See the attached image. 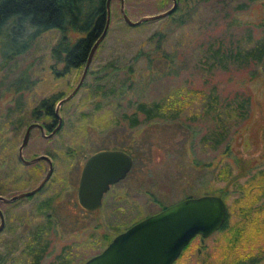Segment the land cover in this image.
I'll use <instances>...</instances> for the list:
<instances>
[{
  "label": "rangeland",
  "instance_id": "1",
  "mask_svg": "<svg viewBox=\"0 0 264 264\" xmlns=\"http://www.w3.org/2000/svg\"><path fill=\"white\" fill-rule=\"evenodd\" d=\"M171 6L124 0L132 21ZM60 39L56 30L44 32L26 54L0 63V195L29 191L46 172V163L25 166L16 153L32 112L44 100L54 107L81 78L84 66L64 70L52 58ZM262 47L264 0H179L173 15L137 27L125 25L120 1L111 0L109 27L84 83L58 111L63 127L48 140L32 130L24 150L26 158L51 155L56 181L0 204L7 213L0 264H84L131 225L205 195L223 198L226 227L193 239L175 264H264V57L250 56ZM21 76L27 89L15 93ZM154 104L162 118L144 121L138 108ZM108 146L132 153L133 168L114 188L115 203L108 196L82 215L67 206L60 179ZM48 197L49 209L42 205Z\"/></svg>",
  "mask_w": 264,
  "mask_h": 264
},
{
  "label": "water",
  "instance_id": "2",
  "mask_svg": "<svg viewBox=\"0 0 264 264\" xmlns=\"http://www.w3.org/2000/svg\"><path fill=\"white\" fill-rule=\"evenodd\" d=\"M119 1L121 18L128 27H137L143 23L166 18L176 11L178 4L177 0H170L172 6L168 10L132 21L124 11V0ZM110 2L111 0H105V26L90 49L78 84L66 98L56 104L54 115L58 126L55 132L62 122L58 114L59 108L83 85L94 52L106 35L110 23ZM36 126L38 125L31 124L26 128L18 148V158L25 166L45 160L49 169L35 189L10 198L0 195V203H10L34 195L41 190L52 174V164L46 156L41 155L30 161L23 158V149L28 143L30 131ZM38 127L42 129L41 126ZM131 166V158L121 151H104L89 157L82 169L78 186L80 205L88 211L96 210L109 185L122 180ZM225 220L226 206L221 197L212 195L188 197L135 223L114 237L99 254L89 258L84 264H174L193 238L210 237L221 229ZM3 229L4 218L0 210V233Z\"/></svg>",
  "mask_w": 264,
  "mask_h": 264
},
{
  "label": "trees",
  "instance_id": "3",
  "mask_svg": "<svg viewBox=\"0 0 264 264\" xmlns=\"http://www.w3.org/2000/svg\"><path fill=\"white\" fill-rule=\"evenodd\" d=\"M105 11V0H0L1 67H7L26 54L32 48L36 38L50 30H56L61 35L60 41L51 50L54 61L63 64L66 70L83 67L90 49L105 26ZM176 11H178V4ZM72 35L76 37L71 39L70 37H74ZM250 54L253 56L251 58L257 62L263 60L264 47ZM25 79L24 76L19 77L17 80L19 83L13 90L15 93L27 89ZM47 101H42L40 106L32 112L36 121L53 115L52 103L55 101H50V104ZM39 108H44L46 112L43 115L36 113L35 111ZM138 112L144 115V121L162 118L163 114L159 104H154L148 109L141 105ZM218 136L220 137L221 134L219 133ZM214 140L215 145H218L220 139L216 137ZM3 142H5L4 138L0 137V152L4 150ZM226 221L227 214L221 229L226 227Z\"/></svg>",
  "mask_w": 264,
  "mask_h": 264
},
{
  "label": "flooded vegetation",
  "instance_id": "4",
  "mask_svg": "<svg viewBox=\"0 0 264 264\" xmlns=\"http://www.w3.org/2000/svg\"><path fill=\"white\" fill-rule=\"evenodd\" d=\"M56 63H58V62H56ZM63 65V64H62ZM64 70H66L65 68H64ZM67 70H70V69H67ZM82 87V86H81ZM60 100H62V99H60ZM59 100V101H60ZM58 102H56V104H57ZM56 104L54 105V107H52V109H53V115H51L50 117H44V118H41V119H39V120H34L32 123H30L29 125H31V124H36V125H38V126H41V128L42 129H40L38 126H36L35 128H33L32 130H37L38 131V133H39V135L42 137V138H44V139H46V140H48V139H51L52 137H54V136H56L59 132H60V130H61V128L63 127V124H62V122H61V124H60V127H59V129L55 132V129L57 128V126H58V121L55 119V115H54V113H55V107H56ZM60 109V108H59ZM36 113H39V114H41V115H43L46 111H45V109H43L42 111H38V110H36L35 111ZM48 119V120H47ZM40 121V122H39ZM28 125V126H29ZM27 126V127H28ZM26 127V128H27ZM26 130V129H25ZM31 130V131H32ZM31 131H30V135H31ZM30 135H29V139H30ZM29 141V140H28ZM28 144V143H27ZM27 146V145H26ZM26 146H25V148H26ZM25 148L23 149V153H22V155H23V158L25 159V160H27V161H30V160H32V159H35V158H37V157H39V156H41V155H43V156H46L47 158H49L50 159V161H51V164H52V174H51V176L49 177V179H48V181L46 182V184L41 188V190H39L38 192H36L34 195H32V196H29V197H33V196H35V195H37V194H39V193H41L44 189H46V187L48 186V184L49 183H52L53 181L55 182L56 180H55V178H54V175L56 174L55 173V162H54V160H53V157L51 156V155H49V154H41V155H37V156H31V157H29V158H26L25 157V155H24V150H25ZM104 151H109V152H114V151H121V152H123V153H125L126 155H128L130 158H131V160H132V166H131V168H130V170L127 172V174H126V176L122 179V180H119L118 182H116V183H114V184H111V185H109V188H108V190L103 194V196H102V199H101V204H100V206L96 209V210H94V211H88V210H86V209H84L81 205H80V203H79V200H78V186H79V181H80V176H81V172H82V169H83V167H84V165H85V163H86V161L88 160V158L89 157H91L92 155H94V154H96V153H99V152H104ZM16 158L18 159V161L20 162V160H19V158H18V150H17V153H16ZM134 156L132 155V153H130L129 151H127V150H125L124 148H121V147H119V146H108V147H104V148H102V149H100V150H96V151H94V152H92L91 154H89V155H87V156H85L84 157V160L82 161V163H80L79 165L78 164H76V169H75V172H73L74 174H72V176L71 177H69L68 179H66V176L65 177H62L61 179H60V181H62L63 183H66V186L68 187V192H69V195H70V197L69 198H67V197H65V195L67 194V193H64V198H66L67 199V206L68 207H75V208H77L79 211H80V213H82V215H86V214H89V213H93V212H96L97 210H99L102 206H103V204H104V202L106 201V198L108 197V196H111V199H112V203H115L116 202V194H112L113 193V191H114V188L119 184V183H121L124 179H126V177L130 174V172H131V170H132V168H133V164H134ZM39 162H44V163H46V166H47V169H46V172H45V174L43 175V177H42V179L39 181V183L33 188V189H35L40 183H41V181L44 179V177H45V175H46V173H47V171H48V169H49V165H48V163L45 161V160H41V161H39ZM39 162H37V163H39ZM21 163V162H20ZM37 163H33V164H37ZM22 164V163H21ZM33 164H31V165H33ZM23 165V164H22ZM28 166H30V165H28ZM69 172H72V171H69ZM33 189H31V190H33ZM31 190H29V191H31ZM26 192H28V191H26ZM24 193V192H23ZM20 194V193H19ZM15 195H17V194H15ZM15 195H12V196H9V197H7V198H10V197H13V196H15ZM1 196H3V195H1ZM212 196H214V195H212ZM4 197H6V196H4ZM24 198H28V197H24ZM24 198H21V199H24ZM50 197H48L47 199H45L43 202L44 203H42V205H43V207H46L47 209H49L50 208V205H52V200L53 199H49ZM18 200H20V199H18ZM18 200H16V201H18ZM16 201H13V202H10V203H0V204H4V205H9V204H12V203H14V202H16ZM0 210H1V212H2V214H3V218H4V225H5V219H6V216H7V213H6V211H3L1 208H0ZM156 214V213H155ZM145 219V218H144ZM143 220V219H142ZM141 221V220H140ZM71 224H76L77 223V220H73V221H71L70 222ZM134 225V224H133ZM132 226V225H131ZM130 226V227H131ZM129 228V227H128ZM127 228V229H128ZM126 229V230H127ZM125 231V230H124ZM123 231V232H124ZM120 233H122V232H120ZM119 233V234H120ZM118 235V234H117ZM116 235V236H117ZM115 236V237H116ZM212 236V235H211ZM196 237H200V236H196ZM195 237V238H196ZM195 238H193V239H195ZM200 238H202V237H200ZM209 238V237H208ZM192 239V240H193ZM202 239H207V238H202ZM113 240V239H112ZM111 240V241H112ZM191 240V241H192ZM110 241V242H111ZM109 242V243H110ZM108 243V244H109ZM107 244V245H108ZM190 244V243H189ZM188 246V245H187ZM186 246V247H187ZM185 247V248H186ZM184 248V249H185ZM184 249H183V251H184ZM182 251V252H183ZM182 252H181V254H182ZM180 254V255H181ZM95 256V255H94ZM180 257V256H179ZM177 261V260H176ZM175 261V262H176ZM175 262H174V264H175Z\"/></svg>",
  "mask_w": 264,
  "mask_h": 264
}]
</instances>
